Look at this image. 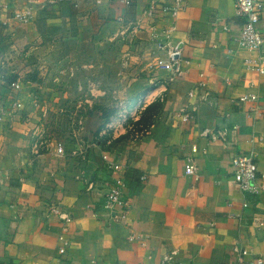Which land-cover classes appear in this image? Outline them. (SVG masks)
<instances>
[{
  "label": "crops",
  "instance_id": "crops-1",
  "mask_svg": "<svg viewBox=\"0 0 264 264\" xmlns=\"http://www.w3.org/2000/svg\"><path fill=\"white\" fill-rule=\"evenodd\" d=\"M38 1L31 22L19 25L11 0H0V109L10 108L9 82L21 85L10 127L6 117L0 122V264H160L171 250L179 264H234L236 246L264 255V194L241 193L231 178V151L200 136L204 128L236 125L228 139L264 176V139L247 143L264 137V120H254L247 105L231 104L248 93L264 101V74L244 69L243 59L253 54L235 42L242 21L233 0H186L172 34L182 43L186 71L171 83L115 37L120 21L140 20L142 50L149 26L172 24L144 18L149 0ZM259 27L264 31V18ZM47 78L53 87L45 88ZM59 78L72 85L60 89ZM201 79L205 87L188 98ZM145 96L147 106L158 104L149 122L139 120L146 135L134 137L116 122L106 128L105 113L114 107L107 97L125 99L132 108ZM185 106L196 110L188 123L178 117ZM46 114L57 120L47 122ZM58 127L66 133L60 139L65 154L54 148L34 154L33 132ZM188 157L198 179L184 174ZM109 164L126 171V224H107L96 215L111 179ZM47 204L72 218L63 256L57 254L62 223L48 215Z\"/></svg>",
  "mask_w": 264,
  "mask_h": 264
},
{
  "label": "built area",
  "instance_id": "built-area-1",
  "mask_svg": "<svg viewBox=\"0 0 264 264\" xmlns=\"http://www.w3.org/2000/svg\"><path fill=\"white\" fill-rule=\"evenodd\" d=\"M78 1V0H76ZM15 7L12 19L19 25L29 24L33 18L34 11L40 2L38 0H11ZM128 4V0H125ZM186 0H149L148 5L143 11V16L149 20L160 19L171 20L172 24L168 26L158 27L156 25L149 26V39L142 50L138 47L136 34L141 28L140 20L134 23L120 21V28L117 31L116 38L124 40L129 46L137 49L136 56L141 60H145L146 69L149 71H163L165 74L166 83H171L175 79L182 77L185 69L182 67L184 62L182 56V43L173 42L172 34L176 30L173 21L186 8ZM234 16L241 19L242 23L238 38L235 40L236 45L246 50L252 56L243 59V67L246 71H255L260 75L264 74V31L260 29L259 23L264 18V0H233ZM120 19V18H119ZM121 20V19H120ZM224 31H228V26H223ZM113 37V39H115ZM129 55L124 54L123 66L128 65ZM203 78V74L199 75ZM9 89L12 92V100L10 108L0 109V122L7 118V126L10 127L13 118L19 110L18 94L21 91V85L17 81L9 82ZM205 87V82L201 79L197 86L188 92V98H192L197 90ZM147 96L140 98L135 106L130 110L123 108L117 118L107 124L106 128L111 129L112 123L117 126H123L127 132H130L134 137H142L148 133V129L144 125L139 124L138 115L147 107ZM202 99L207 100L208 94H202ZM162 101V98H159ZM233 105H247V113L254 120H264V101H261L257 94H242L238 98L231 101ZM195 108L185 106L178 112L179 120L183 123L190 122L195 115ZM237 126L223 127L221 129L204 128L200 132V136L208 142H221L225 148L231 151V178L240 192L252 196H260L264 194V176L259 175L257 166L254 163L250 154L241 152L237 149V144L231 142L228 136L231 132L236 131ZM36 137L34 143V154H39L40 151L46 152L54 148L56 154L63 156L65 154L64 146L61 141L53 140L45 131H34ZM263 136L251 137L247 143L254 144L255 142L263 141ZM198 149L195 145L191 147V153H197ZM205 154V150L201 151ZM110 171L111 179L105 183L106 191L103 196L102 204L96 214L103 222L109 224H126L128 219L129 199L126 195V171L124 168L109 164L107 166ZM184 174L186 176L198 179V167L194 159L188 157L184 164ZM145 177L141 176L140 180ZM94 185L91 183L88 190H91ZM48 215H55L62 223L58 235L57 254L63 256L70 246V241L66 238V233L69 224L72 222L70 214L59 210L55 205H46ZM243 208H248L249 203L243 202ZM259 226H264V222L260 221ZM134 237L130 236L129 241H133ZM235 263L234 264H264V255H253L251 252L242 247L234 248ZM177 250L165 252L160 264H179L177 260Z\"/></svg>",
  "mask_w": 264,
  "mask_h": 264
},
{
  "label": "rangeland",
  "instance_id": "rangeland-1",
  "mask_svg": "<svg viewBox=\"0 0 264 264\" xmlns=\"http://www.w3.org/2000/svg\"><path fill=\"white\" fill-rule=\"evenodd\" d=\"M62 68H60L59 70H61ZM58 71V70H57ZM62 72V70H61ZM50 68H48L47 70V74L46 76L50 75ZM62 74V73H60ZM64 77V76H63ZM63 77H60V78H63ZM57 80L56 84H59V88L60 89H64L65 87H68L69 88V82H67L65 79L62 80L60 79ZM55 84V81H51L50 79H46L45 82H44V86L45 88H50V87H53V85ZM72 85V84H71ZM75 85V86H74ZM72 87H77V84L75 83ZM107 99L113 103V109H109L106 113H105V121H106V124L110 123L112 120L116 119L118 114L123 110V108H126L127 110H130L131 107H128V105H126V100L125 99H118V98H113V97H107ZM112 110V111H110ZM157 111V108L153 111H150V112H147V111H142L139 115H138V120H144L146 122H149L151 120V117L152 115ZM60 114H65V112L62 110L60 111ZM78 116V120H81V114L78 113L77 114ZM45 117L47 118V122H54L55 119L53 115H50V114H46ZM62 118V117H61ZM144 125V124H143ZM108 130H111V129H108ZM46 134L51 137L52 139L56 140V141H60L61 138H65L66 137V133H65V130L58 127V128H49V129H46Z\"/></svg>",
  "mask_w": 264,
  "mask_h": 264
},
{
  "label": "trees",
  "instance_id": "trees-1",
  "mask_svg": "<svg viewBox=\"0 0 264 264\" xmlns=\"http://www.w3.org/2000/svg\"><path fill=\"white\" fill-rule=\"evenodd\" d=\"M158 104L157 103H151L149 106L145 108V111L150 112L153 111L157 108Z\"/></svg>",
  "mask_w": 264,
  "mask_h": 264
}]
</instances>
